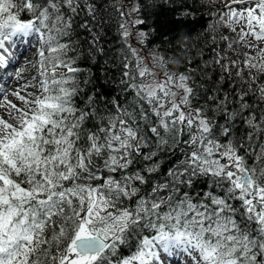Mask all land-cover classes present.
<instances>
[{"label": "snow or ice", "instance_id": "1", "mask_svg": "<svg viewBox=\"0 0 264 264\" xmlns=\"http://www.w3.org/2000/svg\"><path fill=\"white\" fill-rule=\"evenodd\" d=\"M100 7L0 0V66L39 45L18 102L0 89V264H264V0H207L203 47L148 62L141 6L117 8L111 100L77 65L78 29L104 51Z\"/></svg>", "mask_w": 264, "mask_h": 264}, {"label": "trees", "instance_id": "2", "mask_svg": "<svg viewBox=\"0 0 264 264\" xmlns=\"http://www.w3.org/2000/svg\"><path fill=\"white\" fill-rule=\"evenodd\" d=\"M124 1L97 0L101 6L97 23L99 24L100 16H103L105 22V26L101 29L103 39L100 41L104 49L103 53L90 51L87 41L91 37L83 30H77L79 32L77 39L80 41L78 49L80 58L77 65L83 69L82 79L90 80V83L82 87L88 94L98 91L108 100L115 96L123 98L119 81L126 50L122 48L119 33V24L122 21L117 8L139 4L141 6L139 16L145 24L136 26L133 31L142 30L150 35L144 45H139L135 36L130 43L144 53L152 54L153 50H158L160 55L166 57L184 58L182 48L185 37L190 38L186 42L190 48L193 44H196L197 48L203 47L206 41L202 34L211 22L207 0H126L127 3ZM182 13H188V15L182 16ZM22 15L27 17V14L22 13ZM135 15L133 14V18ZM197 48H192V51H196ZM129 250L125 248L124 254H127Z\"/></svg>", "mask_w": 264, "mask_h": 264}, {"label": "rangeland", "instance_id": "3", "mask_svg": "<svg viewBox=\"0 0 264 264\" xmlns=\"http://www.w3.org/2000/svg\"><path fill=\"white\" fill-rule=\"evenodd\" d=\"M124 2H126V0ZM125 6H128V5H124L123 7H125ZM133 46H134V44H133ZM38 47H39V45L37 44L36 40L33 39L30 42V44L28 45V47H26L25 49H23L21 51L22 54L18 55L19 57H18L17 63L9 69L10 75H9V79L7 78L9 80L8 82L9 83L20 82V84L18 86L16 85V87L12 88V91H9L10 92L9 98H10V95L13 91L21 90L25 81H29L30 83H34V81H30V78L37 75L38 64H36V62L38 60V55H37V48ZM141 55L146 57L145 62H148L151 59V53L150 52L144 53L143 51H141ZM18 71L20 72L19 77L17 76ZM3 85H5V83ZM29 90L34 91V89H29ZM10 99H13L14 102L16 101V99L14 97H11ZM16 102H18V101H16ZM181 258L183 259L184 257H181ZM184 262H185V264H191L190 260H188L187 257L185 258ZM182 263H183V261H182Z\"/></svg>", "mask_w": 264, "mask_h": 264}, {"label": "bare ground", "instance_id": "4", "mask_svg": "<svg viewBox=\"0 0 264 264\" xmlns=\"http://www.w3.org/2000/svg\"><path fill=\"white\" fill-rule=\"evenodd\" d=\"M26 42V41H25ZM24 42V43H25ZM23 44V43H22ZM19 45H21V44H19ZM18 47H13V50L12 49H9V53H13L16 49H17ZM13 65V64H12ZM11 65V66H12ZM4 70H3V68H1L0 67V73L1 72H3ZM8 79H9V77H8ZM7 78H6V80H5V85H4V88H0V89H2L3 90V92L5 93V94H7L9 91H12V88L13 87H16V85L18 86L19 84H20V82H15V83H9ZM4 81H2V83H3ZM10 94V92L8 93V95ZM12 96L10 95V98H11ZM0 100H2V97H0ZM16 102V101H15ZM181 257H184L183 259L181 258ZM187 256L186 255H184L183 253H181L179 250H177L174 254H172L171 256H170V259H169V264H185V262H184V260H185V258H186ZM182 261H183V263H182Z\"/></svg>", "mask_w": 264, "mask_h": 264}]
</instances>
